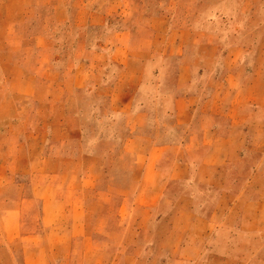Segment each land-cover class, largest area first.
Wrapping results in <instances>:
<instances>
[{
    "label": "crops",
    "instance_id": "crops-1",
    "mask_svg": "<svg viewBox=\"0 0 264 264\" xmlns=\"http://www.w3.org/2000/svg\"><path fill=\"white\" fill-rule=\"evenodd\" d=\"M258 1L208 2L213 11L206 20H226L228 10L250 17ZM181 3L0 0V85H32L22 94L40 106L34 112L40 121L27 134L34 147L29 163L61 165L24 179L13 171L6 178L5 164L19 161V133L0 126V187L12 183L20 189L0 201V244L21 230L29 239L24 264L49 262L56 246L80 244L88 229L95 230L87 231L94 246L105 245L121 264L163 260L150 252L157 247L168 250L165 264H264V192L250 190L246 175L230 172L231 165L248 160L242 150L249 133L255 148L264 145V103L248 102L247 81L226 56L215 60L214 28L179 22ZM27 5L50 8L42 20L46 27L22 26ZM51 17L73 38L69 49L55 46L58 34L47 26ZM87 27L95 32L88 38ZM90 79L103 104L87 114L95 122L88 145L91 131L72 93ZM40 85L46 90L41 96ZM19 97L0 93V110L15 107ZM248 108L254 124H247ZM224 196L233 203L220 207ZM225 211H237V220L216 221ZM214 244L222 252L202 247Z\"/></svg>",
    "mask_w": 264,
    "mask_h": 264
},
{
    "label": "rangeland",
    "instance_id": "rangeland-1",
    "mask_svg": "<svg viewBox=\"0 0 264 264\" xmlns=\"http://www.w3.org/2000/svg\"><path fill=\"white\" fill-rule=\"evenodd\" d=\"M182 3L179 4L176 8V11L180 15V21L183 24H188L192 27H209L214 28L216 33L215 43L217 45L215 52V60L219 61L222 59V55L226 56V61L229 62L231 69L241 74L242 78L246 79L247 85L244 89L248 102L250 103L258 99L264 103V19H261V16L264 15V0H259L258 4L252 6L253 11L246 14H240L234 10H228L226 15V20H222L220 17H212V21H207L206 16L212 15V7L208 4V2L214 0H180ZM44 2V1H42ZM63 10L60 9V13ZM50 8L46 5H39L34 7L32 5L24 6L21 9V14L24 16V24L22 25L24 28L30 27V22L34 29L46 27L44 24L46 19L49 16ZM50 25L53 32L58 34L57 36L52 37L55 46L56 43L60 46L65 44V48L69 49L70 44H72V37H66L64 35V28L62 26L56 25L51 21L48 22L47 26ZM83 34L85 37L93 36L95 34L93 28H83ZM192 39V33L187 34L186 40ZM239 45V49H233V46ZM229 46V47H228ZM228 47V48H227ZM230 49V52L227 53L226 50ZM223 52V54L221 53ZM56 53H52V56ZM0 59L2 57L0 56ZM57 60V59H56ZM240 63L238 64V62ZM61 60H58L60 63ZM32 88V85L28 84H20V85H0V93H15L21 94L19 100L15 107L9 105L5 109H1L0 112H5V116H0V126H5L10 128V130L19 133L18 139V152L20 153L19 161L17 163H12L8 161L5 164L4 173L6 178L8 174L11 172H15L19 175L20 179L26 178L31 172L40 171V168H49L54 171H58V168L61 165L57 164H49L44 165H30L29 156L30 150L32 149V145L30 146V138L28 137L29 129H33L38 122L40 121V116L34 113L37 106V100L29 99L26 95H23V92H29ZM231 98H233L235 87L231 85ZM45 86L40 85L38 89V93L40 96L45 92ZM72 95L76 97V103L78 108L82 110L84 115L86 116L84 127L91 131V138L88 141V145L92 144L94 133L93 130L95 128V122L87 117V114H90L93 111L99 110L102 108L103 100L102 97L95 95V90L92 86V80L90 79L87 85L77 88L73 90ZM19 96V95H18ZM252 105H248V107ZM248 108V116H247V124H254L252 122V110ZM222 124L226 122L224 120L221 121ZM0 133V142L5 140V135L3 136ZM60 131L56 132L55 137L60 136ZM7 143V141H5ZM246 148H243L242 151L247 150L248 160L243 164L231 165L230 172L235 175H246L249 181L248 188L250 190L257 189L259 191L264 192V145L255 148L254 143V134H248L246 137ZM34 150V147H33ZM32 152V150H31ZM53 152V150H52ZM245 152V151H244ZM39 153V150L37 151ZM32 154V153H31ZM3 167V166H2ZM44 170V169H42ZM221 168L218 170L220 171ZM2 171V170H1ZM17 184L4 183L0 187V201L4 199L7 201L12 197H16L18 195ZM233 197L224 196L220 200V207L226 206L228 203H233ZM38 201H34V206L37 207ZM235 205L238 207L239 202L235 200ZM33 206V207H34ZM39 213L34 214V221L40 222V218H38ZM238 214L235 212H219L217 214L215 220L216 221H235L237 220ZM196 231L201 230V225H195ZM87 231L94 232V229H88L84 233V235H80L82 239L80 244L77 243L74 246H69L65 244L62 248L61 244L54 248V252L52 254V258L49 262L44 264H121L116 259L112 260L111 255L106 251L108 247L105 245H97L89 240L87 237ZM209 231V230H206ZM211 231V230H210ZM191 235V228L190 232ZM211 233V232H210ZM204 235V234H203ZM208 234H206L207 236ZM78 236V235H77ZM158 236L162 237V235L155 232V238L158 239ZM205 236V235H204ZM122 237V234L119 236V240ZM155 239V240H156ZM204 239H212L211 237H205ZM61 241V238L59 239ZM4 242V241H3ZM29 239H27L21 230H15L11 238L6 240V243L0 244V264H24L23 261V249L28 245ZM115 248L121 249V245H114ZM205 249L207 247L213 248L214 252H222L221 244L210 245H202ZM254 247V246H253ZM142 249V246L139 247ZM146 249V248H145ZM144 249V250H145ZM160 249L157 247L156 250L152 249L150 252L152 254L158 255L159 260H152V262H148L146 260L139 261L137 264H165L166 263V252L159 251ZM131 263V262H130ZM169 264H174V262H170ZM183 264H191L190 262H184ZM214 264H223L221 260H216Z\"/></svg>",
    "mask_w": 264,
    "mask_h": 264
}]
</instances>
